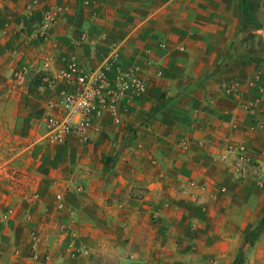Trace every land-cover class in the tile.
<instances>
[{"label":"crops","instance_id":"obj_1","mask_svg":"<svg viewBox=\"0 0 264 264\" xmlns=\"http://www.w3.org/2000/svg\"><path fill=\"white\" fill-rule=\"evenodd\" d=\"M48 9L56 23L30 44ZM115 48L147 84L123 122L107 117L87 144L41 140L55 91L11 89L14 66H100ZM256 75L264 86V0H3L0 264H228L264 218V188L236 178L227 151L244 142L264 163ZM261 239L246 264L264 261Z\"/></svg>","mask_w":264,"mask_h":264},{"label":"built area","instance_id":"obj_2","mask_svg":"<svg viewBox=\"0 0 264 264\" xmlns=\"http://www.w3.org/2000/svg\"><path fill=\"white\" fill-rule=\"evenodd\" d=\"M56 9H48L44 13L47 27H52L57 21ZM86 37L83 36V39ZM97 54L94 49L91 58ZM120 49H111L100 66H94L90 61H83L77 55L65 59V64L60 69L52 68L46 62L53 75L64 84L58 98L49 102L46 114V130L41 140L49 144L66 143L74 136L83 144L91 141L92 136L102 131V123L110 117L115 124H121L128 108L124 102L141 98L147 91L143 69L137 64H124L121 62ZM21 82L25 74L20 73ZM259 92L264 91L261 76L256 75L248 81ZM225 89L229 93L241 96L239 83L228 81ZM259 100V99H258ZM258 123L252 124L256 128ZM232 158L234 174L238 179H250L259 187H264V163L254 158L250 149L244 142H231L227 148ZM64 204H61L63 207ZM33 248L32 258H38L37 245L39 235L31 232ZM70 255L76 258L86 252L77 245V240L72 234L68 242Z\"/></svg>","mask_w":264,"mask_h":264},{"label":"rangeland","instance_id":"obj_3","mask_svg":"<svg viewBox=\"0 0 264 264\" xmlns=\"http://www.w3.org/2000/svg\"><path fill=\"white\" fill-rule=\"evenodd\" d=\"M2 1L3 0H0V4L2 3ZM44 18L45 17L43 16L42 20L40 22L39 31H32V33L25 38V40L27 42L31 38V40L29 41L30 44H31L32 40H41V39L45 40L47 38V35L49 32L48 30H50L51 27H47V22L45 21ZM20 73L25 74V80L23 81V83L21 82V78L19 77ZM8 80H9L10 88L14 89V90H22V89L26 88L28 85H34V86H39V87L43 88V91L45 93L48 90H54L55 91V93H54L55 97L58 98V96H59L60 91H57L59 80L53 75V73L48 68L45 67L44 62H43V64H41L40 68H37V69H32L27 65H22L21 63L18 65H15L11 71V74L9 75ZM256 187L264 188V187H259L258 185H256ZM261 220H262V218L259 220V222ZM260 238H263V239H261V242H262L261 250L264 251V233L261 235ZM260 238L257 241H260ZM257 241L255 242V244L251 248H254L256 246ZM251 248L246 253V260H245L244 264L247 263L249 256L252 254ZM232 261H233V259L228 264H232ZM262 261H263V258H260L259 259L260 264ZM262 263L264 264V261Z\"/></svg>","mask_w":264,"mask_h":264},{"label":"trees","instance_id":"obj_4","mask_svg":"<svg viewBox=\"0 0 264 264\" xmlns=\"http://www.w3.org/2000/svg\"><path fill=\"white\" fill-rule=\"evenodd\" d=\"M263 233H264V218H262V220L257 225H255L254 228L246 235L244 244L239 249L237 255L232 261V264H244L246 260L247 251L255 244V242L261 237Z\"/></svg>","mask_w":264,"mask_h":264}]
</instances>
